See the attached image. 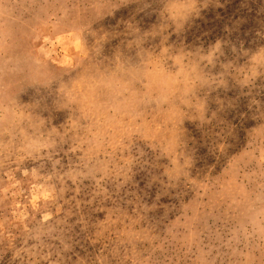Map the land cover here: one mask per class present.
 Segmentation results:
<instances>
[{"label": "clouds", "instance_id": "1", "mask_svg": "<svg viewBox=\"0 0 264 264\" xmlns=\"http://www.w3.org/2000/svg\"><path fill=\"white\" fill-rule=\"evenodd\" d=\"M137 2L0 0V264H133V248L138 252L137 264L146 257L151 264L150 252L145 251L151 248L150 241L135 234L115 238L103 252L84 254L76 241L89 230L87 219L67 214L69 208L78 212L104 199L111 192L110 185L120 192L136 182L132 158L123 163L117 159V151L129 148L133 137L146 142L154 152L159 147L157 159L162 163L155 171L144 173L155 195L177 204L181 197L188 201L195 194L217 157L225 163L249 139L254 142L257 158L264 149V95H253L259 77L264 75L260 71L264 57L253 61L245 51L234 62L222 52L216 60L224 69L219 74L223 95H213L210 90L205 99L193 105L184 99L186 88L182 87L186 83L182 63L192 52H184L182 60L169 55L178 40L203 48L200 34L193 37L191 28L182 37L180 33L190 18L198 21L202 14L221 8L220 0H160L159 10L150 16L144 8L134 6ZM255 2L239 0V14L224 24L225 41L236 37L243 47L253 39H264L257 27L264 15L259 8H252ZM49 24L50 39L42 50L40 44ZM156 28L162 39L154 42L159 46L154 59L163 71L150 79L144 72L127 79L117 64L111 76L104 77L102 61L98 60L102 47L107 51L119 50L125 42L128 47L139 45L156 36ZM141 30L143 35L133 39ZM69 32L74 35L64 42L67 54L60 48H49L56 37ZM220 46L221 39H215L209 53L200 56V61H207L205 69L217 67L213 55ZM235 51L233 46L231 52ZM246 62L259 65L252 67L251 77L245 74ZM228 69L242 85L239 92L223 79ZM241 74H245L243 80L239 79ZM102 78L104 86L97 89V97L107 101L104 106L86 99L76 86L77 82ZM215 79L213 75L206 82L211 84ZM42 90L47 93L46 107L37 114L33 109L38 105L33 101ZM153 104L152 110L161 109L167 117L171 133L165 139H146L143 127L129 128L123 136L110 131L112 114L139 121ZM193 108L190 115L187 110ZM105 109L108 119L100 123L98 117ZM66 124L70 131L62 130ZM183 129L192 133L190 140L182 138ZM201 140L213 158L209 162L199 155ZM220 170L217 165L215 171ZM251 187L247 197L232 201L228 214L222 217L225 227L220 233L198 247L185 249L192 252L196 264H264V180L256 178ZM154 202L161 200L142 205L149 219L163 214L151 208Z\"/></svg>", "mask_w": 264, "mask_h": 264}, {"label": "rangeland", "instance_id": "2", "mask_svg": "<svg viewBox=\"0 0 264 264\" xmlns=\"http://www.w3.org/2000/svg\"><path fill=\"white\" fill-rule=\"evenodd\" d=\"M220 3L222 4L221 8H214L202 14L198 21L190 18L183 25L180 36L182 37L184 32L191 28L193 37H195V33L200 34V44L204 45L203 48L196 43L183 45L178 40L169 50V55L177 57L178 60H182L184 52L189 50L192 52V56L182 63L186 82L182 87L186 88L184 99L193 105L199 99H205L206 93L210 90L213 95H216L217 92L223 95L224 85L220 84L221 77L219 74L224 72V69L219 66V61L216 60L222 52H227L234 62L245 51L248 56L252 57L253 61L264 57V39H253L246 42L243 47L237 42L238 38L236 37L227 41L223 39L224 24L230 21L233 16L239 14L242 5L239 4V0H220ZM134 6L144 8L145 13L150 16L153 10H159L161 4L160 0H138ZM252 8H259L261 14L264 15V4H261L260 0H256L252 4ZM257 27L264 35V20H260ZM155 30L157 32L156 36L148 37L147 41L139 45L137 42L128 47L125 42L119 50L108 48L107 51H105V47H102L98 60L102 61L100 70L104 77H110L112 71L117 69V64L122 66L127 74V79L143 72L145 77L150 79L155 72L163 71L154 59L159 50V46L154 42L162 39L159 29L156 28ZM50 31L51 24L47 26L44 40L40 44L42 50L44 42L50 39L47 35ZM73 35L69 32L56 37L49 48H60L62 52L67 54L68 48L64 42L71 41ZM140 35H143V30L134 35L133 39H138ZM211 38L221 39L220 49L213 55L217 67L213 69L209 66L205 69L204 65L207 64V61H200L199 58L207 55L211 50L210 45L215 43V39ZM233 46L236 49L234 53L231 52ZM117 55L119 56L118 61L116 59ZM168 63H171V61ZM252 67H259V65L245 63V74L249 77H251ZM165 68H167V65H165ZM260 71L264 73V69H260ZM172 74H175V70ZM245 74H241L239 79L243 80ZM213 75L216 76L215 82L207 83L208 77ZM234 76L235 73L232 69H228L227 73H224L223 79L229 88H234L239 92L242 85L236 82ZM76 86L84 92L86 99H95L101 106L107 104L106 100L97 97V89L103 88L104 78L100 81L77 82ZM136 87L139 88L140 86L136 85ZM243 90L248 91V87L244 86ZM256 94L264 95V75L259 77L258 85L253 88V95ZM177 95L180 94L177 93ZM46 98L47 93L43 90L40 95L34 97L33 103L38 105L33 109L34 113L38 114L44 111ZM175 103L179 104V100H176ZM181 107L183 106L181 105ZM153 108H155L154 104L145 109L147 112L139 121L133 118L126 119L122 114H112L113 124L110 131L123 136L129 128L139 129L143 127L146 139H165L171 133L167 117L163 110H152ZM187 111L191 115L194 113V108ZM108 116L109 112L105 109L103 115L98 117L99 122L103 123L108 119ZM62 122L63 120L59 121V123ZM188 128L191 129L192 126L189 124ZM62 130L70 131V128L66 124L62 126ZM183 132L185 135L182 138L190 140L192 133L187 129H183ZM199 135L202 136V134ZM204 136H207V133H204ZM133 141L134 143L124 152L117 151V159L123 163V160L129 157L132 158V169L133 172L137 173L136 182L125 189H121L120 192L116 191L115 185H110L111 192L104 199L97 200L94 205L80 209L78 212H73L71 208L67 209L69 216L80 215L86 217L88 222L87 227L89 230L82 237L80 232L75 233L77 237H81L76 243L79 244L84 254L91 255L103 252L117 237L135 234L150 241L151 248L145 249V251L150 252L151 264H196L192 252L185 249L198 247L204 240L211 241L214 234H218L224 229L225 225L222 217L228 214L232 201H235L237 197H247L249 192L252 191L251 185L256 178L264 180V149H261V154L257 158L254 142L249 139V143L241 151L233 153L225 163L221 164L219 157H217L216 163L209 166L204 180L199 182L195 194L188 201H184L181 197L179 204H177L167 203L169 202L168 198H161L159 193L155 195V191L151 189V183L147 181L144 173V170L149 169L155 171V167L162 163L157 159L160 152L159 147L154 152L146 142H142L136 137H133ZM127 143L128 141H125V144ZM152 143L155 144L156 141H152ZM243 146L244 142H242L241 148ZM198 151L204 162L213 159L209 155L210 150L207 152L206 145L203 144L202 140ZM253 161H256L255 166H253ZM217 165L221 169L219 172L215 171ZM184 195H187V193H184ZM151 200H161L159 204L154 202L151 208L153 210L160 209L159 212L162 213L163 211V214H157L149 219L145 215L147 209L143 208L142 205ZM161 225L163 227H160ZM131 256L133 264H137L135 258L138 256V252L135 248L132 249ZM142 264H149V257H146Z\"/></svg>", "mask_w": 264, "mask_h": 264}]
</instances>
